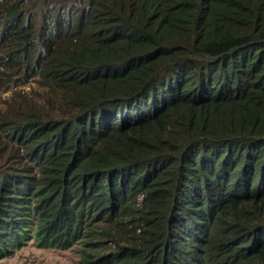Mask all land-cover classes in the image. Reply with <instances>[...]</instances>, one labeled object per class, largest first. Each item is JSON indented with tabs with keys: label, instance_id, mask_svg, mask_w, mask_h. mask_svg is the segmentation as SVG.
Returning <instances> with one entry per match:
<instances>
[{
	"label": "trees",
	"instance_id": "obj_1",
	"mask_svg": "<svg viewBox=\"0 0 264 264\" xmlns=\"http://www.w3.org/2000/svg\"><path fill=\"white\" fill-rule=\"evenodd\" d=\"M3 93L0 260L264 264V0H0Z\"/></svg>",
	"mask_w": 264,
	"mask_h": 264
},
{
	"label": "rangeland",
	"instance_id": "obj_2",
	"mask_svg": "<svg viewBox=\"0 0 264 264\" xmlns=\"http://www.w3.org/2000/svg\"><path fill=\"white\" fill-rule=\"evenodd\" d=\"M23 89L28 91L27 86ZM10 97V93L0 94V107L1 102L9 100ZM110 248L113 250V245ZM80 260L72 249L40 248L33 241H29L12 257L1 259L0 264H77Z\"/></svg>",
	"mask_w": 264,
	"mask_h": 264
}]
</instances>
